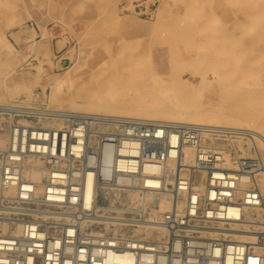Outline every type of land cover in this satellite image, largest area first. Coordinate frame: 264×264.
Returning a JSON list of instances; mask_svg holds the SVG:
<instances>
[{
    "label": "built area",
    "instance_id": "built-area-1",
    "mask_svg": "<svg viewBox=\"0 0 264 264\" xmlns=\"http://www.w3.org/2000/svg\"><path fill=\"white\" fill-rule=\"evenodd\" d=\"M48 113L0 105V264H264V163L233 136Z\"/></svg>",
    "mask_w": 264,
    "mask_h": 264
},
{
    "label": "rangeland",
    "instance_id": "rangeland-1",
    "mask_svg": "<svg viewBox=\"0 0 264 264\" xmlns=\"http://www.w3.org/2000/svg\"><path fill=\"white\" fill-rule=\"evenodd\" d=\"M127 66L164 77L173 73V79L183 77L195 84L199 74L207 73L214 81L233 71V80L250 82L246 87L257 85L258 92L244 93L242 100L252 104L256 100L248 97L258 96L260 105L255 103L250 122L264 131V0H0V96L9 100L0 105L23 102L42 111H73L70 104H59L66 95L52 101L57 84L49 78H63L77 67L79 79L68 85L72 93L90 89V76L110 82ZM214 85L203 87L199 99L217 95ZM47 117L44 126L62 123ZM238 140L249 147L248 139L235 136L225 143L239 147Z\"/></svg>",
    "mask_w": 264,
    "mask_h": 264
},
{
    "label": "bare ground",
    "instance_id": "bare-ground-1",
    "mask_svg": "<svg viewBox=\"0 0 264 264\" xmlns=\"http://www.w3.org/2000/svg\"><path fill=\"white\" fill-rule=\"evenodd\" d=\"M175 33L178 34L180 32H175ZM171 35H173V33H171ZM161 37L162 36H160V38ZM178 38L179 37H177V39ZM160 40L164 41V39H160ZM166 41L167 39L165 40V43ZM123 53L126 54L125 52ZM127 53L129 54V52ZM223 53L225 52L223 51ZM132 56L134 55H131V58H133ZM156 56L154 58H159ZM168 56H170V54ZM126 58H129V57H126ZM131 58L130 60H132ZM178 58L181 59V57H178ZM172 59H174V57ZM159 60H161V58ZM170 61H172L171 58H170ZM161 62L163 63V65L164 63H166L165 61L164 62L161 61ZM172 63L177 64V61L176 62L172 61ZM169 66H172V65L170 64ZM159 69L160 68H158V70ZM177 69L179 68L177 67ZM171 72L173 71H170V73ZM229 72L233 73V71H229ZM229 72L228 74H226L228 76L226 77L224 76L225 78L220 79V80H214V81L208 79L207 73L206 75L199 74L200 81L199 83L195 84L189 79H185L183 77H180V78L176 77L178 79L175 78L176 79L175 80L173 79L174 77H172L173 73L171 76H167L165 73L167 77H164L161 75L158 76L156 74L153 75L152 73L146 72L145 70H142L140 68H135L134 66H127L125 67V70L118 72L116 76L112 78L110 82L108 80L105 81L107 84L105 82H101L100 80L98 81V79L95 80L93 79V77L90 76V79L88 78L91 84L90 89L88 88V89L83 90L80 88H76L72 93H68L67 91L69 90V87L71 86L70 85L68 87V85L69 84L73 85V83L79 79V75H80V73L78 75V68L73 67L66 73L65 76H63V78L55 79V80L49 78L48 81L51 80L57 84L56 90L52 94V101L53 102L55 101L54 99L57 97V95H66L64 102L58 101L59 104H63V103H67V105L70 104L74 108V110L73 111L49 110L50 112L48 111L49 113L47 115L49 117L56 118L60 121L70 118V117L71 118L90 117L94 120H99V121L103 119H108V118H111L114 120L131 119V120H140V121L157 123V124H169V125H174V126H179V127L212 128L216 132L221 133V134H226L229 137L235 136L237 138L244 139V140L248 139L249 140L248 148H245L243 145V142L241 140H238L240 143V145L238 144L239 149L242 152L241 156L248 157V158L258 156L259 159L264 161V131L259 129L260 127L259 128L255 127L257 124L253 125L251 123L252 121L250 122V120H252L253 118V117L251 118V115L254 116V112H255L253 111V109L255 106H257L256 104H258L257 99H256V97L258 96L255 95L256 97L254 96L255 98L253 99L252 98L253 95H252L250 96L252 98L251 99L247 95L248 101L249 99L252 101L256 100L254 102L250 101L252 102V104H247L245 101H243V100H246V98L244 97L245 96L244 93L255 94L254 93L255 91L258 92L257 90L258 88H256L257 85L255 84L253 85L251 83V84H248V86L246 87L247 84H245L244 86V83H250V82L243 81L242 79L238 80L239 78L236 80H233L230 76L231 73ZM170 73H168V75ZM176 74L177 73H175L174 71V75ZM211 84H215L214 87L217 86L216 88L219 89V92L217 93V95H213L214 94L213 93L212 94L213 96L211 95V97H208L207 100L199 99V94H201L203 87L207 85H211ZM231 91L233 92L231 93ZM228 93H231V96H228L229 95ZM223 94H228V95L226 96ZM80 97L85 98V99L77 101V99ZM5 98H6V95L0 96V104L9 103V100ZM242 101L245 103H243ZM228 103H234V104L231 107L230 104H229L230 106H227ZM258 105H260V103ZM256 110H259V109H256ZM40 125L43 128L52 127L50 125H45V126L42 124ZM251 149L254 150L253 153L251 152ZM262 170L263 172H262L261 186L264 191V168ZM40 177H41L40 174H35L33 176V179L39 180Z\"/></svg>",
    "mask_w": 264,
    "mask_h": 264
}]
</instances>
